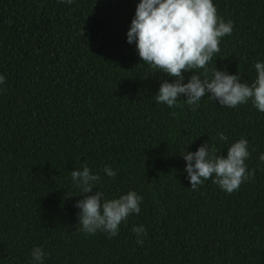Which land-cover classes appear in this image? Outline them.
Instances as JSON below:
<instances>
[{
  "label": "trees",
  "instance_id": "16d2710c",
  "mask_svg": "<svg viewBox=\"0 0 264 264\" xmlns=\"http://www.w3.org/2000/svg\"><path fill=\"white\" fill-rule=\"evenodd\" d=\"M213 2L233 30L206 74L226 69L250 83L264 60V0ZM137 3L0 0V264H30L33 246L44 264H264V113L207 97L195 109L184 96L156 103L161 81L174 78L126 41ZM241 137L254 179L232 193L210 179L189 188L180 152L209 141L226 155ZM82 166L99 173L92 192L143 196L115 237L79 230L74 202L92 193L80 194L69 171ZM140 224L142 244L132 232Z\"/></svg>",
  "mask_w": 264,
  "mask_h": 264
},
{
  "label": "clouds",
  "instance_id": "9594fccd",
  "mask_svg": "<svg viewBox=\"0 0 264 264\" xmlns=\"http://www.w3.org/2000/svg\"><path fill=\"white\" fill-rule=\"evenodd\" d=\"M65 2L71 4L72 0ZM232 30V21L218 16L213 0H138L126 41L135 43L144 64L174 78L161 81L154 95L156 103L171 108L184 96L183 102L195 109L201 99L207 97L226 108L250 101L258 112L264 113V60L258 59L252 64L256 75L250 83L243 81L240 73H229L226 69L215 68L210 76L206 74L208 63L219 52L221 38L231 35ZM190 70L192 75L184 82L183 73ZM5 80V75L0 73V85ZM216 136L219 141L228 139L222 131ZM180 153L185 161L183 171L192 189L210 179L222 191L232 193L255 176V169L246 163L250 151L243 137L229 143L226 155L217 154L216 147L209 141L195 151ZM257 160L264 164V151ZM101 171L110 178L117 174V170L107 164ZM69 172L80 194L92 193L82 195L73 205L78 209L79 230L85 235L99 232L108 238L115 237L121 223H126L130 215L140 213L143 196L135 190L109 198L98 188L92 192L100 179L99 173L90 171L88 166ZM132 232L136 242L142 244V237L147 235L145 226L134 225ZM46 255L42 246H33L29 251L30 264H44Z\"/></svg>",
  "mask_w": 264,
  "mask_h": 264
}]
</instances>
